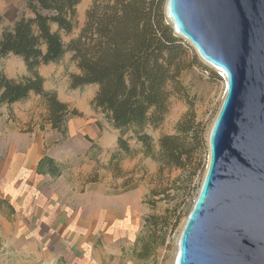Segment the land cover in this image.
<instances>
[{"label": "rangeland", "instance_id": "374dc122", "mask_svg": "<svg viewBox=\"0 0 264 264\" xmlns=\"http://www.w3.org/2000/svg\"><path fill=\"white\" fill-rule=\"evenodd\" d=\"M92 2L81 0L77 5L73 30L62 33L64 44L78 36ZM52 29L56 26L52 25ZM191 54L196 61L182 73L183 92L170 97L168 113L159 125L147 124L141 129L148 135L149 145L138 141L137 129L130 128L123 134L127 151L118 146L119 130H114L105 114L91 105L96 87L93 84L69 87L70 75L78 72L70 51H65L55 62L33 69L17 56L0 58V68L8 79L19 80L36 73L43 80V92L54 94L58 101L67 104L60 127L54 128L48 121L49 111L42 95L30 92L27 99L11 106L0 101L1 128L19 130L28 139L42 142L43 157L37 173L46 179L49 199L57 201L62 197L65 203H77L95 193L112 198L127 197L129 202L138 199V204H130L128 214L130 217L138 214L134 225L138 234L134 242L137 252H131L128 247L123 250L124 263L173 264L179 232L201 186L209 155L207 134L223 98L226 81L199 60L193 48ZM189 103H192L195 121L201 124L202 142L200 167L187 178L179 168H161L157 154L159 138L177 133L178 122L189 110ZM75 110L78 114L74 115ZM45 158L53 161L58 174L49 172V165L43 162ZM134 186L137 188L130 189Z\"/></svg>", "mask_w": 264, "mask_h": 264}, {"label": "trees", "instance_id": "16d2710c", "mask_svg": "<svg viewBox=\"0 0 264 264\" xmlns=\"http://www.w3.org/2000/svg\"><path fill=\"white\" fill-rule=\"evenodd\" d=\"M26 2L31 16L21 14L0 33V58L12 53L33 69L70 51L78 72L70 75L69 87L97 85L91 105L119 130L120 150H128L123 134L130 128H136V139L148 146L149 137L141 129L164 119L170 97L184 90L182 73L196 61L190 44L175 36L166 23L164 0H93L80 33L68 44L63 43L62 33L73 30L81 0ZM42 87L43 80L36 73L15 80L8 79L0 68V101L13 104L27 99L30 92L40 94L45 97L48 121L59 128L67 104L43 92ZM189 107L178 122L177 133L159 138L157 154L161 168H179L187 178L200 167L202 142L201 124L195 121L192 103ZM45 161L49 172L58 174L53 161Z\"/></svg>", "mask_w": 264, "mask_h": 264}, {"label": "water", "instance_id": "95a60500", "mask_svg": "<svg viewBox=\"0 0 264 264\" xmlns=\"http://www.w3.org/2000/svg\"><path fill=\"white\" fill-rule=\"evenodd\" d=\"M163 14L226 81L175 264H264V0H166Z\"/></svg>", "mask_w": 264, "mask_h": 264}, {"label": "crops", "instance_id": "0c3cea01", "mask_svg": "<svg viewBox=\"0 0 264 264\" xmlns=\"http://www.w3.org/2000/svg\"><path fill=\"white\" fill-rule=\"evenodd\" d=\"M26 3L0 0V33L19 13L31 16ZM42 150L39 139L0 127V264H132L122 253L137 252L138 214H128L138 199L97 193L77 203L49 199L37 173Z\"/></svg>", "mask_w": 264, "mask_h": 264}, {"label": "bare ground", "instance_id": "6f19581e", "mask_svg": "<svg viewBox=\"0 0 264 264\" xmlns=\"http://www.w3.org/2000/svg\"><path fill=\"white\" fill-rule=\"evenodd\" d=\"M208 65V64H207ZM208 66H210V65H208ZM211 68H212V66H210ZM220 73H222V72H220ZM223 75V74H222ZM224 78H225V76H224ZM173 264H175V254H174V257H173Z\"/></svg>", "mask_w": 264, "mask_h": 264}]
</instances>
